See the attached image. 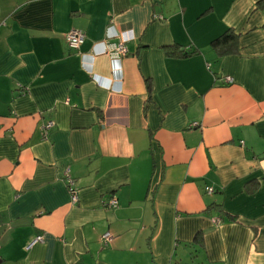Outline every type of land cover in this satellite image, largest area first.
<instances>
[{"label": "crops", "instance_id": "crops-1", "mask_svg": "<svg viewBox=\"0 0 264 264\" xmlns=\"http://www.w3.org/2000/svg\"><path fill=\"white\" fill-rule=\"evenodd\" d=\"M0 264H264V0H0Z\"/></svg>", "mask_w": 264, "mask_h": 264}, {"label": "built area", "instance_id": "built-area-1", "mask_svg": "<svg viewBox=\"0 0 264 264\" xmlns=\"http://www.w3.org/2000/svg\"><path fill=\"white\" fill-rule=\"evenodd\" d=\"M65 42L68 48L73 50H78L80 46L83 44L85 39V34L83 31L78 29H71L67 31L64 35ZM105 53L111 60H119L125 55L128 54V48L125 44L124 39H117L113 41H108L105 44ZM225 82H232V78L227 76L224 78ZM53 122L48 121L46 124L42 127L44 134H46V131L52 126ZM191 126H195V124H191ZM64 179L66 183V188L69 193V199L72 204H75L78 201L77 196V190L74 187L73 180L68 174V171L66 170L64 172ZM207 193H212L213 188L212 187H206ZM116 200L114 198H110L106 202H104L105 205L108 206H115ZM211 222L213 225H219L222 222L221 217H213L211 218ZM42 241V237L40 235L34 237L28 244L27 247L30 248L32 245H34L36 242ZM101 244L102 246H107L109 242L111 241V234L109 232H105L101 236Z\"/></svg>", "mask_w": 264, "mask_h": 264}, {"label": "trees", "instance_id": "trees-1", "mask_svg": "<svg viewBox=\"0 0 264 264\" xmlns=\"http://www.w3.org/2000/svg\"><path fill=\"white\" fill-rule=\"evenodd\" d=\"M211 46L217 50L219 55L235 53L238 49L237 36L232 30H226L223 34L212 40ZM176 54L179 56H186L189 55L190 52L184 50L176 52Z\"/></svg>", "mask_w": 264, "mask_h": 264}]
</instances>
